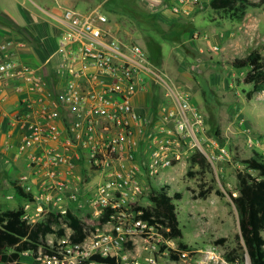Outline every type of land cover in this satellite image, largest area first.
Masks as SVG:
<instances>
[{"label":"built area","instance_id":"1","mask_svg":"<svg viewBox=\"0 0 264 264\" xmlns=\"http://www.w3.org/2000/svg\"><path fill=\"white\" fill-rule=\"evenodd\" d=\"M173 9L177 12L178 4ZM44 13L58 32L55 59L49 61L57 81L53 89L36 70L14 58L15 43L0 44V81L17 96L10 122L11 142L16 140L13 159H23L24 172H30L16 184L32 197L25 199L23 218H29L32 205L43 219L47 213L71 212L72 203H77L79 208L88 207L102 225L86 233L79 244H70L68 237L57 240V256H44L39 262L80 264L99 255L116 258L118 264H158L155 254L171 240H163L140 218L138 205L126 203H135L150 187L172 195L160 171L179 159L176 146L196 148L210 162L227 158V148L210 140L216 154L201 146L197 138L205 130L201 113L186 94L170 87L138 43L112 34L100 7L85 13L72 8ZM152 82L164 89L166 97L159 107L163 133L159 125L154 128L160 135L152 134V117L133 105L134 97L147 92ZM246 144L264 155V137L248 135ZM83 174L97 179L87 191L80 181ZM147 180L154 185L147 186ZM135 237L142 242V255ZM203 254L206 264H248L247 256L241 263L215 250Z\"/></svg>","mask_w":264,"mask_h":264},{"label":"rangeland","instance_id":"2","mask_svg":"<svg viewBox=\"0 0 264 264\" xmlns=\"http://www.w3.org/2000/svg\"><path fill=\"white\" fill-rule=\"evenodd\" d=\"M100 1L79 0L76 10L100 7L109 18L112 34L121 41L138 43L151 63L161 70L170 87L186 94L191 105L201 113L205 127L204 132L197 136L201 146L216 154L217 150L209 146L210 140L227 148V158L213 162L206 158L205 167H199L190 165V157L198 149L188 150L186 144L176 146L178 153L184 151L182 158L174 159L172 167L160 171L171 196L175 193L182 196L175 201L182 237L171 240L167 248L155 254L157 263L206 264L203 253L208 250H215L224 256L232 249L242 253L236 241L238 219L230 195H238L236 173L245 170L244 162L255 154L261 155L264 161L263 154L246 144L248 135L264 137V90L254 93L249 99L252 85L245 81L249 69L237 70L233 68L232 61L246 57L253 50L264 55V5H249L242 19H230L223 12L212 10L209 0L195 3L187 0H131L139 13L149 15L148 23H144L119 6L110 8L115 1L108 0L97 6ZM249 2L257 3L259 0ZM175 4H178L177 12L173 9ZM8 5L15 8L16 4L9 2ZM25 6L47 18L30 2L26 1ZM53 72L50 63L38 71L52 89L57 82ZM0 87L7 86L0 81ZM150 88L148 97L152 104L155 100L160 103L166 101L163 88L154 82ZM163 172H167L166 178ZM188 172L194 173V176H189ZM14 178L1 184L0 210L17 209L27 204L14 191L12 184L17 183ZM80 181L87 186V191L97 179L83 174ZM145 183L147 186L154 185L151 180ZM151 189L153 187L146 188L143 194L137 196L135 203L129 200L126 205L151 206L148 198ZM206 189H212L210 194L206 198L199 197V193ZM217 191L224 196H219ZM72 204L71 212L83 222L87 234L93 228H101L102 221L92 216L88 207L79 208L77 203ZM36 213L35 205L28 208L27 220L30 223L42 220ZM66 233L70 231L66 229ZM47 239L55 241L54 236ZM134 239L135 246L140 247V238ZM139 251L142 255L141 247ZM171 254L177 259H173ZM21 261L32 264V255L22 254ZM247 262L250 264L248 259Z\"/></svg>","mask_w":264,"mask_h":264},{"label":"trees","instance_id":"3","mask_svg":"<svg viewBox=\"0 0 264 264\" xmlns=\"http://www.w3.org/2000/svg\"><path fill=\"white\" fill-rule=\"evenodd\" d=\"M110 1V0H109ZM127 13L138 17L144 23H148L146 14L137 11L135 4L131 0H112ZM209 7L218 12H223L230 19H242L246 13L247 6L264 5V0L257 3H250L249 0H209ZM109 9V8H108ZM150 26L152 24L149 23ZM154 26V25H153ZM156 27V26H155ZM148 57V56H147ZM149 59V57H148ZM233 68L240 70L248 68L249 72L245 81L252 85L249 92V99L254 93L264 90V55L253 50L244 58H236L232 61ZM153 103L157 109L159 102ZM206 157L201 152H194L190 157V165L205 167ZM245 170L236 173L238 195H230L232 205L237 213L239 234L236 236L237 244L242 250L238 253L232 249L224 256L229 261L243 263L247 256L250 264H264V161L262 156L255 154L244 162ZM251 172H255L254 176ZM193 177L194 173L188 172ZM17 195L22 199L32 200L30 194L13 184ZM212 189H206L199 193V197L206 198ZM219 196H224L220 191ZM180 193L169 196L165 189L160 191L151 190L149 201L151 206H138L136 210H141L140 218L155 227L163 236V240H174L182 237V229L178 220L175 201L181 199ZM112 211H108L110 213ZM24 208L0 210V264H26L21 261V255L30 253L33 258L32 264H38L44 256H57L56 252L60 245L57 240L68 237L70 244L81 243L85 236V225L72 212L67 211L64 215L47 213L41 221L29 223L24 219ZM106 217L103 218V221ZM66 229L70 233H66ZM53 235L55 241L50 244L47 237ZM131 247V245H128ZM166 246L161 247L163 250ZM41 252V254H40ZM173 259H177L171 254ZM40 258V259H39ZM118 264L116 258L90 256L85 262L80 264Z\"/></svg>","mask_w":264,"mask_h":264},{"label":"crops","instance_id":"4","mask_svg":"<svg viewBox=\"0 0 264 264\" xmlns=\"http://www.w3.org/2000/svg\"><path fill=\"white\" fill-rule=\"evenodd\" d=\"M26 1L38 8L47 18L27 8L25 6ZM78 1L79 0H39L37 2L35 0H0V44L7 41L15 43L14 58L21 63L35 67L34 70L37 72L40 71L43 66L50 63L49 61L55 59L54 52L58 39V32L55 25L44 11L58 13L59 7L76 10ZM107 1L108 0H101L97 6ZM9 2H14L16 4L15 8L10 7V5H8ZM91 9V7H87L80 12L85 13ZM1 57L2 52L0 51V59ZM150 89L151 88L143 94L136 95L133 99V105L140 114L150 115L152 117V120H154L152 134H154L153 132H157L155 135H160L163 131L159 119L161 110L159 107L163 103L159 102L157 109H154L150 97H148L151 91ZM16 104L17 96L13 88L10 86L0 87V188L2 182L7 181L9 178L15 177L18 183V179L22 174L30 173L24 172L25 161L23 159H13L16 140L14 139L11 142L10 134L12 131L10 122L15 113ZM157 125L160 126H158L159 130H161L160 133L158 130L154 129ZM138 139H141V136H138ZM8 146H11V148ZM174 151L179 158H182L184 151L180 153L176 150ZM4 159H8V163L3 162ZM163 175L166 178L167 172H163ZM163 180L166 181L165 179ZM13 184H15V182H13Z\"/></svg>","mask_w":264,"mask_h":264}]
</instances>
